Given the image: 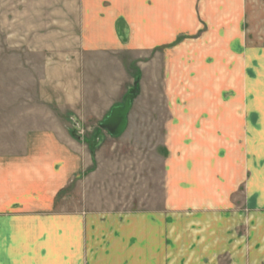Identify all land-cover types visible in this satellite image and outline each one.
Here are the masks:
<instances>
[{"label": "rangeland", "instance_id": "374dc122", "mask_svg": "<svg viewBox=\"0 0 264 264\" xmlns=\"http://www.w3.org/2000/svg\"><path fill=\"white\" fill-rule=\"evenodd\" d=\"M131 1L153 5L151 0ZM94 4L101 16L112 6L106 0H0V153L17 151L27 133L42 127L59 128L78 145L88 164L59 194V212L99 211L122 218L158 210L172 226L177 215L172 221L167 207L172 200L166 194L179 186L173 208L180 211V255L177 259L166 253L161 264H191L193 248L182 239L188 237V223L204 217L192 215L188 199L194 163L234 158L237 136L225 135L222 129L213 134L215 127L207 134H189L186 122L177 116L189 110L211 112L210 123L214 113H241L243 139L238 138L244 171H251L246 164L254 160L258 167L252 171L260 182L253 185V195L244 185L238 199H216L208 205L229 213L224 224L231 233L223 251L211 248V253L219 255L218 264L253 259L260 249L253 241L264 230V0H195L199 29L180 35L176 42L194 40L190 49L196 50L195 61H200L197 49L211 48L210 72L206 68L193 74L210 76L212 86L196 87L195 96L208 90V99L196 98V103L180 99L187 94L184 87L166 94L163 73L157 71V49L93 51L98 46L90 17ZM135 89L127 129L113 137L100 123ZM171 94L175 99L168 97ZM234 209L243 215L238 222ZM194 223L195 229L203 228L204 221ZM174 233H165L167 244Z\"/></svg>", "mask_w": 264, "mask_h": 264}, {"label": "crops", "instance_id": "0c3cea01", "mask_svg": "<svg viewBox=\"0 0 264 264\" xmlns=\"http://www.w3.org/2000/svg\"><path fill=\"white\" fill-rule=\"evenodd\" d=\"M106 1H111L112 6L102 16L98 4L91 9L92 31L98 38V46L93 51L157 49V71L163 73L161 80L166 94L169 90L173 94V87H184L187 94L180 99L186 103H196V98L200 101L208 99V90L195 95L196 87L212 86L210 76L206 78L203 74L197 78L193 73L200 71L201 74L206 68L210 72L207 57L212 54L211 48L208 51L197 49L200 61H195L196 50L191 52L190 49L194 48L195 41L176 42L180 35H189L199 29L195 0H151V6L142 3L136 6L131 0ZM156 76L160 79V75ZM172 94L168 96L171 100L176 97ZM211 114L189 110L177 116L186 122L189 134H207L208 128L215 127L213 134H219L222 129L225 135L237 136L234 158L218 162L196 160L194 163L195 172L188 181V199L193 208L192 215L204 213V217L188 223L189 233L192 232H187L186 240L182 239L193 248L194 254L189 249L191 264H218L220 257L211 253V248L222 252L231 236L224 224L229 221V213L208 205L216 199H238L244 185L250 191L260 182L254 176L256 172L252 171L258 167L254 160H251L252 165L248 161L246 164L251 171H244L243 146L238 138L242 136L243 139V114L214 113L215 119L209 123ZM17 149L12 153H0V264H161L166 253L179 259L180 211L179 207L173 208L179 186H173L170 195L166 194L172 200L167 206L171 208L172 221L177 215L172 226L165 223L164 211L158 210L139 211L134 216L128 214L122 218L99 211L59 212L56 211L59 194L83 173L88 158L55 127H42L27 133L22 146ZM250 192L253 195V189ZM236 212L238 222L243 215ZM201 221H204L202 229L192 226ZM260 224L264 229V221ZM167 231L169 234L175 231V238L168 239L170 244L164 238ZM253 242L260 249L255 251L253 259L243 260L241 264H259L264 258H260L264 254V230ZM174 245L177 246L175 250H170Z\"/></svg>", "mask_w": 264, "mask_h": 264}, {"label": "water", "instance_id": "95a60500", "mask_svg": "<svg viewBox=\"0 0 264 264\" xmlns=\"http://www.w3.org/2000/svg\"><path fill=\"white\" fill-rule=\"evenodd\" d=\"M136 96V89L127 94L122 104L112 107L109 114L100 123V127L113 137L121 136L127 129L129 113Z\"/></svg>", "mask_w": 264, "mask_h": 264}]
</instances>
